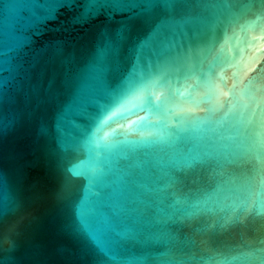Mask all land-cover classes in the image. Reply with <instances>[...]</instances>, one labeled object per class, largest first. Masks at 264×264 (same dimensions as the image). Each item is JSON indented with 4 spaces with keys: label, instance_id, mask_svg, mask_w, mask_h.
<instances>
[{
    "label": "water",
    "instance_id": "95a60500",
    "mask_svg": "<svg viewBox=\"0 0 264 264\" xmlns=\"http://www.w3.org/2000/svg\"><path fill=\"white\" fill-rule=\"evenodd\" d=\"M0 264H264V0H0Z\"/></svg>",
    "mask_w": 264,
    "mask_h": 264
},
{
    "label": "snow or ice",
    "instance_id": "6c2138e0",
    "mask_svg": "<svg viewBox=\"0 0 264 264\" xmlns=\"http://www.w3.org/2000/svg\"><path fill=\"white\" fill-rule=\"evenodd\" d=\"M250 84L251 81H249V85ZM248 90H249V86L245 85L243 89L239 90V95L241 96L246 95L248 93ZM217 103L219 102L217 101ZM149 104H155L156 106H159L160 96L157 95L155 92L148 93L145 86L143 85L138 89H136L129 97H127L121 103L113 107L104 116L103 120L101 121V137H100L101 140L105 142L109 141L110 138L116 134L117 129L120 127L133 129V126L135 125L137 129H139L143 125L145 117L140 116L138 120H133L131 121V123H128L130 115L138 114L135 111L136 109L143 110L144 107ZM234 107L235 105H233V108ZM215 110L216 108L215 106H213V111ZM219 126L223 127L224 123L222 122ZM232 126L236 128L238 134H242L244 131L247 130V128L244 125L242 116L239 120L233 123ZM152 135L154 134L148 132L147 136L142 135V138H148L151 137Z\"/></svg>",
    "mask_w": 264,
    "mask_h": 264
},
{
    "label": "clouds",
    "instance_id": "9594fccd",
    "mask_svg": "<svg viewBox=\"0 0 264 264\" xmlns=\"http://www.w3.org/2000/svg\"><path fill=\"white\" fill-rule=\"evenodd\" d=\"M124 129H125L124 127H120V128L117 129L116 133H119V132H121Z\"/></svg>",
    "mask_w": 264,
    "mask_h": 264
}]
</instances>
